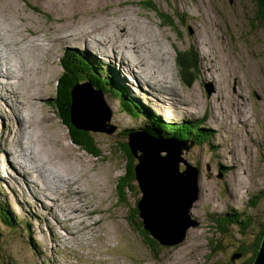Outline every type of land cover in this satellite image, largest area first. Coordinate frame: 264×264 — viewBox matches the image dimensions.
<instances>
[{"label": "rangeland", "instance_id": "rangeland-1", "mask_svg": "<svg viewBox=\"0 0 264 264\" xmlns=\"http://www.w3.org/2000/svg\"><path fill=\"white\" fill-rule=\"evenodd\" d=\"M4 1L0 0V17H4L0 18V48L10 55L6 60H14L16 47L33 44H38L42 56L32 59L37 65L33 62L31 91L39 94L32 116L38 126L28 129V134L17 131L20 113L25 111L15 96L17 79L7 76L8 65L0 62V264H246L258 234L264 235L261 0H79L83 5L78 6V16L72 14L75 0ZM146 2L153 3L156 13ZM116 15L123 19L110 27L107 22ZM93 19L106 31L96 35L95 47L84 46L86 36L76 41L66 36L85 34L94 27ZM122 23L126 30H121ZM107 35L118 38L116 47L129 41L132 54L130 49L121 56L119 50L111 52ZM47 44H52L51 49ZM177 50H188L193 58L186 82L178 69ZM153 71L168 82L150 74ZM99 78L115 82L120 95L138 103L132 109L143 113L121 112L119 97L108 89L101 94L95 86ZM67 81L72 84L70 111L84 124L89 121L85 128L74 115L67 119L78 133L61 115L62 98L57 93L62 95ZM208 82L210 93L205 88ZM157 118L202 125L183 139L174 126L168 128L169 135L167 129L149 128L157 125ZM94 119L99 120L97 125ZM243 121L249 123L247 128ZM35 131L45 141L40 144L45 160L39 158V146L30 137ZM85 131L95 139L99 156L85 142L88 146L81 148L78 140ZM141 132L152 136L145 140L135 136ZM159 140L165 147L180 148L181 161L165 151L159 154L151 143ZM123 141L127 149L120 151ZM44 144L49 146L42 148ZM140 144L145 145L140 148ZM22 146L26 159L17 155ZM150 148L149 153L143 151ZM32 150L38 155L32 157ZM127 150L135 165L149 166L154 204L164 214V204L175 203L188 190L183 186L177 197L173 188L181 187L179 182L162 187L165 164L168 174L178 166L182 172L186 165L198 169V180H189L197 187L196 197L184 208L192 222L175 245L152 241L149 233H142V215L133 211L142 193L136 174L132 188H117L126 175ZM41 183L51 186L45 190L46 197L37 188ZM72 190L76 193L70 198ZM66 208L74 210L71 216L77 218H66ZM6 210L13 224L5 220Z\"/></svg>", "mask_w": 264, "mask_h": 264}, {"label": "bare ground", "instance_id": "bare-ground-1", "mask_svg": "<svg viewBox=\"0 0 264 264\" xmlns=\"http://www.w3.org/2000/svg\"><path fill=\"white\" fill-rule=\"evenodd\" d=\"M4 1V0H3ZM12 1V0H11ZM10 1V2H11ZM14 1V0H13ZM77 1H79V0H75L74 1V3H73V9H74V13H72V14H78L77 12H79L81 9H79L78 8V6L79 5H83V3L82 2H77ZM5 2V1H4ZM8 2V1H7ZM6 4V3H5ZM17 4V3H16ZM3 5V4H2ZM9 5V4H8ZM14 5V4H13ZM68 5V4H67ZM8 8V7H7ZM10 8H11V5H10ZM0 9H2V8H0ZM3 10V9H2ZM5 10V9H4ZM11 10V9H10ZM61 10V9H60ZM13 11V10H12ZM7 12V11H6ZM63 12V11H62ZM81 12V11H80ZM23 14V13H22ZM1 15V14H0ZM6 15V14H5ZM12 15V14H11ZM81 15V14H80ZM4 16V15H3ZM78 16V15H77ZM1 17H2V15H1ZM0 17V18H1ZM18 17V16H17ZM113 17H115V19L111 22V21H108L107 22V24L110 26V27H113V25H114V23L116 24V23H120L119 21H120V19H123V18H121L120 17V15H116V16H113ZM63 18V17H62ZM72 18V17H71ZM90 18V17H89ZM1 19H4V17L3 18H1ZM6 19V18H5ZM85 19H87V18H85ZM98 19V18H97ZM108 20V19H107ZM111 20V19H110ZM7 21V20H6ZM89 21V20H88ZM97 21V20H96ZM122 21V20H121ZM3 22V21H2ZM11 23V22H10ZM88 23V22H87ZM93 23H94V27H88L87 29H86V32H85V34H83L82 35V32H80V35H77V34H75V33H71V34H69V35H66V36H68L69 37V39L70 40H72V41H76V38L77 39H82V37H84V36H86V39H85V42H86V44L84 43V46L85 47H90V48H93V47H95L96 46V41H95V39H97V34L99 35V33L101 32L102 34H100L101 36L106 32L105 30H103L102 28H100V24H99V22L97 23V22H95L94 21V19H93ZM92 23V24H93ZM125 23V22H124ZM3 24V23H2ZM117 25V24H116ZM121 25V30H126V27H125V24H120ZM63 26H64V24H63ZM65 27V26H64ZM116 28V27H115ZM23 29V28H22ZM59 29V28H58ZM68 29V28H67ZM2 30V29H1ZM78 30H79V28H78ZM77 30V31H78ZM58 31V30H57ZM66 31V30H65ZM28 33V32H27ZM3 34V33H2ZM30 34H32V33H30ZM106 34V33H105ZM113 34L110 32V36H112ZM21 36V35H20ZM32 36V35H31ZM42 36V35H41ZM46 36V35H45ZM65 36V37H66ZM108 36L109 35H107V38H108ZM109 36V37H110ZM133 36V35H132ZM19 37V36H18ZM17 37V38H18ZM65 37H63V39L65 38ZM22 38V37H21ZM43 38V37H42ZM41 38V39H42ZM47 38V37H46ZM98 38H100L99 40H101V37H98ZM104 39H105V37H103ZM138 38V37H137ZM39 39V38H38ZM44 39V38H43ZM116 39H118V38H116V37H110V41H109V45H110V51L112 52V51H114L113 50V48L114 49H116V51L117 50H119V52H118V54H119V56H121V55H123L122 53L123 52H125L124 50L125 49H130L129 47H130V45L127 43V42H129V41H127V42H124L123 43V41H122V45L120 46V47H116L115 45H117V44H114L115 43V40ZM2 40V39H1ZM16 40V39H15ZM138 40V39H137ZM17 41V40H16ZM21 41V40H20ZM32 41V40H31ZM83 41V40H82ZM92 41H95L94 43H95V45H92V44H90V42H92ZM15 42V41H14ZM37 42V41H36ZM106 42H107V40H106ZM146 42V41H145ZM38 43H41L40 41H38ZM99 43H101V42H99ZM27 44V43H26ZM4 45V44H3ZM38 45V44H37ZM37 45L36 44H33V45H29V47L28 48H25V47H19V48H17L15 51H14V56H15V59L14 60H6V58L4 59L3 58V56L2 55H0V62H2V63H4V64H7L8 66H6L7 67V70H6V72H8V69H9V72L8 73H6L7 74V76H9V74H11L12 76H14L15 77V79H17L16 80V83L14 82V87H15V89H14V92H15V96L17 95V97H18V99L21 101H19L20 102V104H22L23 106H24V109H25V111L23 110V113L21 114L20 113V115H21V120H19V130H17V131H20L21 130V132L23 133V134H28L27 132V130L29 129V130H33L34 128H37V126H38V123H37V121H36V119L32 116V114H35V109H32V107H34V105H35V96H37L36 94H38V93H36V92H32L31 91V83H32V79H31V76H30V73H31V71L33 70V62H34V67L37 65V62L36 61H33L32 62V59L33 58H40L41 56H40V54H39V51L37 50ZM48 45V44H47ZM51 45L52 44H50V45H48V47H47V49H51ZM102 45V44H101ZM108 45V44H107ZM118 45H120V44H118ZM138 45H140V44H138V42H136L135 43V46H138ZM146 45V44H145ZM103 46V45H102ZM132 46H134V45H132ZM142 46V45H141ZM150 46V45H149ZM2 47V46H1ZM100 47V46H99ZM146 47V46H145ZM133 48V47H132ZM2 50H3V48H2ZM12 51V50H11ZM10 51V52H11ZM128 51V50H127ZM8 52V51H7ZM110 52V53H111ZM126 53V52H125ZM0 54H1V51H0ZM112 54V53H111ZM128 54V53H127ZM126 54V55H127ZM130 54H132L131 53V49H130ZM5 55H6V51H5ZM125 55V54H124ZM134 55V54H133ZM129 56V55H128ZM45 57V56H44ZM79 58H80V56H79ZM133 58H134V56H133ZM11 59V58H10ZM126 59V58H125ZM128 60V59H127ZM128 64V63H127ZM136 64H140V61H138ZM139 67V66H138ZM164 69V68H163ZM166 69V68H165ZM140 71V70H139ZM152 71V70H151ZM162 73H164L163 71H161ZM166 72V71H165ZM160 73V72H159ZM150 74H153V75H156L157 73H156V71H153V72H150ZM161 74V73H160ZM0 75H1V72H0ZM32 75V74H31ZM136 75H138V74H136ZM156 76H161V75H156ZM155 76V77H156ZM11 77V76H10ZM41 78H43L44 77V75H41L40 76ZM133 77V76H132ZM134 78V77H133ZM136 78V77H135ZM159 79L160 80H162L163 82H168L167 81V79L164 77V76H161V77H159ZM161 81V82H162ZM169 83L170 84H172V82L171 81H169ZM13 87V88H14ZM88 87V86H87ZM152 87V86H151ZM10 92H12V89H10ZM40 93V92H39ZM101 94H103V91L101 92ZM39 95V94H38ZM167 98H170V96H167ZM186 102V101H185ZM184 102V103H185ZM170 106V105H169ZM169 106H167V109L169 108ZM71 112V111H70ZM239 113H240V110L238 111ZM72 113V112H71ZM72 115H74V118L75 117H77V121L78 122H80V123H82V124H84L81 120H80V118H79V116H76L74 113H72ZM86 118V117H85ZM216 120V119H215ZM94 121H95V119H94ZM99 123V120H96L95 121V124L94 125H97ZM218 124H219V122L217 121V126H218ZM248 124L249 123H247L246 121H243V125L245 126V128H247L248 127ZM212 125H214L213 124V122H212V124L210 123L209 124V126H211L212 127ZM84 126H85V128H88V126H89V121H87L86 122V124H84ZM216 127V126H215ZM217 128V127H216ZM215 129V128H214ZM218 129V128H217ZM251 130V129H250ZM31 135H30V137L33 139V141L37 144H35V147L38 149V146H39V158L41 159V160H45L44 158H43V153H42V150L40 149V144H41V142H43V143H45V141H44V139H42V138H39V136L36 134V131L35 132H33V133H30ZM136 137H141L142 139H144L145 140V138H148V137H150V136H152L151 134H149V133H147V132H141V133H139V134H136L135 135ZM20 139V138H19ZM28 140H29V138H28ZM22 141V140H21ZM22 143V142H21ZM30 143V142H29ZM149 144V143H148ZM25 145V144H24ZM30 145H31V143H30ZM29 145V146H30ZM135 145V144H134ZM145 144H140L139 145V147L141 148H143V146H144ZM150 145V144H149ZM29 146H27V147H29ZM49 145L48 144H44L43 146H42V148H46V147H48ZM151 146V145H150ZM125 147H127V146H125ZM153 147V146H152ZM155 148L157 147V148H159L160 147V143H157L155 146H154ZM16 148V147H15ZM21 150L18 152L17 151V155L18 156H20L19 158L20 159H22V158H24V159H26V149H25V147L24 146H22L21 148H20ZM35 149V148H34ZM52 149L56 152V148L54 147V146H52ZM152 148H150V149H147V150H144V151H150ZM28 150H29V148H28ZM178 150L180 151L181 149L180 148H178ZM45 151V150H44ZM152 151V150H151ZM36 152H38V151H36ZM28 154H29V152H28ZM31 154H32V157H34L37 153H34V151L32 150V152H31ZM38 155V154H37ZM31 156V155H30ZM12 157V156H11ZM22 157V158H21ZM33 159V158H32ZM37 159V158H36ZM12 160L14 161V158L12 157ZM38 160V159H37ZM35 162V161H34ZM40 162V161H39ZM16 163V162H15ZM16 164H18V166H20V163H16ZM22 165V164H21ZM39 165V164H38ZM51 165V164H50ZM49 165V166H50ZM233 165V164H232ZM234 165H236V164H234ZM45 166V165H44ZM190 166V165H189ZM39 167V166H38ZM47 168V167H46ZM28 169V168H27ZM193 169H196V174L194 173V171H193ZM69 171V170H68ZM187 171L189 172V175H191V177H187V176H184L183 178H182V180L183 181H185V180H187V179H189L190 180V182H195L194 180H198V169L194 166V167H192V166H190V169L188 168L187 169ZM193 176H194V179H193ZM70 181V183H68V184H72L73 183V179H71V180H69ZM75 183V182H74ZM41 186V187H40ZM40 186H37V188L39 189V191L41 190L42 192H44V195H45V197H46V193H47V191H45L46 189H49V188H51V186L50 185H46V184H43L42 185V183H41V185ZM76 187V186H75ZM187 188H188V192L190 193V194H193V191L197 194V187L196 186H194V184H188L187 185ZM60 189H61V187L60 188H57L56 190L59 192L60 191ZM71 189V188H70ZM56 190H54V192L56 191ZM74 190H78V188H74ZM74 190H72L71 191V194H70V198H72V196H73V193H76ZM79 191V190H78ZM98 191V190H97ZM99 192V191H98ZM79 193V192H78ZM180 193H182V191L181 192H175L174 194L176 195V196H178V195H180ZM85 194V193H84ZM54 195V194H53ZM48 198V197H47ZM66 198V197H65ZM70 198H68V199H70ZM191 199L192 200H194L195 199V195L193 194L192 195V197H191ZM52 200V203H55V201H53V199H51ZM73 202V201H72ZM70 203L71 202H68V206L70 205ZM49 207H52V206H50V205H48ZM67 206V207H68ZM53 208V207H52ZM94 210H97V209H94ZM74 211V210H73ZM73 211H68L67 212V208L64 210V212H65V214L66 215H68V216H70V217H68V216H66L65 215V217L66 218H77V216H74V217H72L71 216V213L73 212ZM164 213V212H163ZM45 218H43V220H44ZM48 228L51 230V232H52V227L51 226H49L48 225ZM263 237V236H262ZM63 238H65L64 236H63Z\"/></svg>", "mask_w": 264, "mask_h": 264}, {"label": "water", "instance_id": "water-1", "mask_svg": "<svg viewBox=\"0 0 264 264\" xmlns=\"http://www.w3.org/2000/svg\"><path fill=\"white\" fill-rule=\"evenodd\" d=\"M211 82L205 83V88L208 93L211 92L212 86ZM90 97V96H88ZM157 141H152L151 143L153 144V147L156 145ZM160 142V147L157 148L158 152H167L168 156L175 157L177 158L176 162H180V152L177 148L172 145V148H169L168 145L165 147V144ZM176 143V142H174ZM137 148L136 146H134ZM153 149V148H152ZM151 149V150H152ZM143 150V149H142ZM150 151H144L146 153L151 152ZM133 152H135V149H133ZM177 153V154H176ZM163 155L161 156V158ZM164 159V158H163ZM165 162H168L167 159ZM186 165V162H184ZM149 166L145 165V167L136 164L135 165V174L137 179L139 180V183L141 184V197L140 201L138 204L139 207V212L142 215L143 218V224L144 227L149 231V233L153 236V238L157 239L160 243L165 244V245H175V243L179 242L181 239L184 237V230L188 225L191 224L192 221L189 220L188 215H187V209L186 211L184 210L185 205L187 202L191 201V197L194 194L196 197V193L193 191V194H190L188 190H184V193L182 196H177L179 199L181 198V201L179 199H175V203H169L166 202L165 208H166V213H162L159 206L154 204V201H156L157 198H155V187H152L148 182H153V178L149 177L147 173H149ZM165 167L167 168V165L165 164ZM175 167V166H174ZM186 170L184 172L179 170L178 168L175 167L173 169L174 174H168L166 172V168L163 170L164 172L161 174V177L164 179V181H161V185L163 186H168L171 183L179 182L182 186L177 188H173L176 190V193L181 191L183 186H186L187 188L188 184H191L189 182V179L183 181L182 178L184 176L191 177L189 175V172L187 169H190L189 165H186ZM194 173L196 174V169H193ZM181 172L182 174H179ZM177 174L176 176H174ZM194 179V176H193ZM155 186V185H154ZM158 195H160L159 192H157ZM152 202V203H151ZM177 202V203H176ZM173 204V205H172ZM187 216V218H186ZM253 264H264V235L262 237L261 244H259V249L257 255L254 257Z\"/></svg>", "mask_w": 264, "mask_h": 264}, {"label": "trees", "instance_id": "trees-1", "mask_svg": "<svg viewBox=\"0 0 264 264\" xmlns=\"http://www.w3.org/2000/svg\"><path fill=\"white\" fill-rule=\"evenodd\" d=\"M255 1H258V0H255ZM261 3L264 7V0H261ZM145 5L147 6V8H149L151 11H154L153 8V3H150V2H146ZM264 9V8H263ZM155 12V11H154ZM156 13V12H155ZM163 18L167 19L166 16H164ZM177 63H178V69L180 70L181 72V75L183 77V80L186 82L187 79L184 77L186 75V69H191L193 67V58L191 57V52H189L188 50L187 51H184V52H179L177 50ZM195 69V68H194ZM192 76H193V73H192ZM110 78V77H109ZM69 83L66 84L65 86V91L62 93V95H59V93H57L58 95V98L60 96V98H62V107L63 109L61 110V115H62V118L64 120V122L68 123L69 127L72 128L73 126L70 125L69 123V117L72 115V113L70 112L71 108H70V100H71V94H72V91L70 90L71 89V82L70 81H67ZM109 85V86H108ZM97 88H100L103 92L108 89L107 91L108 92H112L111 94L113 95H116L118 96V108L121 112H126L130 115H138L139 113H143L141 111H137L136 113V109H137V105L138 103L135 102L133 99H131L130 97H126L124 94L123 95H120V92L118 90H116V83L115 82H110L109 81H106V80H103L101 78L97 79V84L95 85ZM58 101V99H57ZM137 103V105H136ZM68 106V107H67ZM57 107V105H56ZM55 107V110H56V113H57V108ZM132 108H135L132 109ZM64 115V117H63ZM67 121V122H66ZM154 122L158 125H148L149 128L153 129V128H158V127H161L163 129H167L165 132L168 133V135L170 134V131L168 128L174 126L175 127V130L181 135V137L183 139H186L187 137L189 138L190 135L193 134V132L195 130H199L198 127L201 128V125L199 122H193V121H190V120H182L180 122H177V121H166V120H163V119H160V118H157V119H154ZM67 125V126H68ZM182 126V129L179 130L178 126ZM74 131L76 133H78L80 130H76L74 127H73ZM160 129V128H159ZM82 137L83 139L80 141L78 140V142L81 144V148L82 147H86L88 145H91L89 147H86L88 149H92V154L95 155V156H99L100 151L98 150L97 148V145H96V142H95V139L92 137L91 133L89 131H85V132H82ZM149 133V132H148ZM150 134L152 135V133L150 132ZM173 134V133H172ZM174 135V134H173ZM86 138V140H84ZM180 139V138H179ZM91 140V141H90ZM87 143L88 145H86L85 143ZM126 146V143L125 141H123V143H121V146L119 147L120 151L122 150H126L127 147ZM123 147V148H121ZM127 155L125 156L126 157V160H127V164H126V167H127V170L125 171L126 175H124V178L122 180H119L117 182V188H126V186H128L129 188H132V181L134 180V166H135V162L133 160V158L131 157V154L130 152L127 150L126 151ZM140 197H141V194H140ZM140 197L138 198L140 200ZM139 200L136 202V208L133 210L135 215L137 214V212L139 213V207H138V204H139ZM6 213V214H5ZM4 215H5V220L9 223V224H13V221L12 223L9 221V215L7 214V210L5 211ZM222 221L223 223H226L223 218H222ZM16 224V223H15ZM142 224V233L144 234H148L149 231L144 228V224ZM260 233V232H259ZM149 235L153 238V236L149 233ZM262 234H258L256 240H255V243L253 244V254L252 256H250L247 260H246V264H253V260H254V257L257 255V249H258V246H259V243H260V240L262 239ZM151 238V239H152ZM157 241L158 243H160L157 239L153 238L152 241ZM241 253H243V251L241 250ZM240 254V252H239Z\"/></svg>", "mask_w": 264, "mask_h": 264}]
</instances>
